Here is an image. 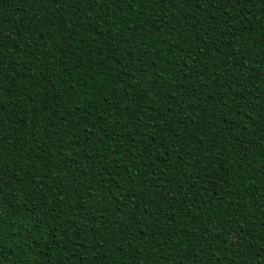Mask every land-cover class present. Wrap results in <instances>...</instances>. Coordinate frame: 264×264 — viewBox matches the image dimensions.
Segmentation results:
<instances>
[{"label": "trees", "instance_id": "trees-1", "mask_svg": "<svg viewBox=\"0 0 264 264\" xmlns=\"http://www.w3.org/2000/svg\"><path fill=\"white\" fill-rule=\"evenodd\" d=\"M0 264H264V0H0Z\"/></svg>", "mask_w": 264, "mask_h": 264}]
</instances>
